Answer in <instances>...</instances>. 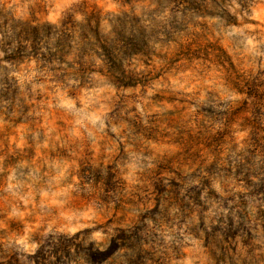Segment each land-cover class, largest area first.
<instances>
[{"label": "rangeland", "instance_id": "obj_1", "mask_svg": "<svg viewBox=\"0 0 264 264\" xmlns=\"http://www.w3.org/2000/svg\"><path fill=\"white\" fill-rule=\"evenodd\" d=\"M0 264H264V0H0Z\"/></svg>", "mask_w": 264, "mask_h": 264}]
</instances>
